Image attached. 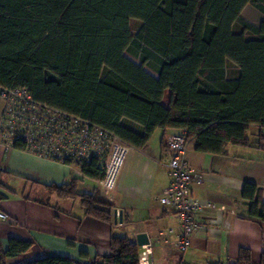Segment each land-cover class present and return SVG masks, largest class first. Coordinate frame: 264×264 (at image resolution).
Segmentation results:
<instances>
[{
  "label": "trees",
  "instance_id": "obj_1",
  "mask_svg": "<svg viewBox=\"0 0 264 264\" xmlns=\"http://www.w3.org/2000/svg\"><path fill=\"white\" fill-rule=\"evenodd\" d=\"M246 4L264 16V0H0V85L25 88L35 101L136 149L155 129L171 128L183 129L197 151L222 154L229 144L250 146V125L258 126L256 147L262 148L264 19L258 25L245 20ZM130 19L141 22L135 33ZM227 61L237 66L236 77L227 75ZM12 146L23 149L24 142ZM73 164L92 179L104 176L97 158ZM76 184L47 187L58 198L79 197L86 214L110 222L113 203L99 191L79 195ZM261 194L245 182L241 195L250 218L264 220ZM31 246L18 238L5 248L0 243V264ZM21 264L78 263L46 255ZM94 264H139L138 247L126 236H111L109 252ZM224 264L255 263L242 248ZM257 264H264V254Z\"/></svg>",
  "mask_w": 264,
  "mask_h": 264
},
{
  "label": "crops",
  "instance_id": "obj_2",
  "mask_svg": "<svg viewBox=\"0 0 264 264\" xmlns=\"http://www.w3.org/2000/svg\"><path fill=\"white\" fill-rule=\"evenodd\" d=\"M161 103L167 105L165 99ZM171 130L155 129L142 149L129 146L116 185L106 194L99 180L85 176L75 164L0 143V210L9 216L0 221V243L5 248L9 238L32 242L27 252L8 258V264L46 255L94 264L97 256L109 252L111 236H126L134 243L141 232L149 239L151 264H224L234 261L242 248L251 251L257 264L264 254V220L249 217L241 192L245 182L256 184L264 206V147H256L258 126L250 125L246 132L250 146L229 144L222 154L200 152L188 144L186 161L201 176L191 182L192 195L215 208L200 214L202 225L190 235L184 252L167 233L169 228L179 230V218L158 200L170 182L162 140ZM72 179L79 195L99 191L112 202L121 212L122 225L115 224L113 211L110 222L102 221L86 214L79 197L58 198L49 192L47 186Z\"/></svg>",
  "mask_w": 264,
  "mask_h": 264
},
{
  "label": "built area",
  "instance_id": "obj_3",
  "mask_svg": "<svg viewBox=\"0 0 264 264\" xmlns=\"http://www.w3.org/2000/svg\"><path fill=\"white\" fill-rule=\"evenodd\" d=\"M0 102V143L7 147L23 141V149L66 164L97 158L104 170L98 181L102 192L114 189L129 149L117 136L85 119L35 101L25 88L0 85ZM165 146L170 182L158 200L179 218V230L169 228L167 233L174 235L175 248L184 252L190 235L202 225L200 214L214 209L215 204L192 195L191 182L201 176L194 174L186 161L185 131L172 129L165 137ZM6 220L9 216L0 210V221ZM158 234L163 236L165 232L160 230ZM137 247L139 264H151L150 243Z\"/></svg>",
  "mask_w": 264,
  "mask_h": 264
},
{
  "label": "rangeland",
  "instance_id": "obj_4",
  "mask_svg": "<svg viewBox=\"0 0 264 264\" xmlns=\"http://www.w3.org/2000/svg\"><path fill=\"white\" fill-rule=\"evenodd\" d=\"M241 16L249 21L250 23H252L253 25H258L262 19H264V16H262L261 13H259L254 7H252L250 4H246L244 6V8L241 11ZM141 25V22L138 19H130L129 21V26H130V30L131 32L135 33L139 27ZM240 27L238 25H234V30L235 31H240ZM245 36L246 37H251V34L249 32L245 31ZM125 56L128 57L130 60H132L133 62L139 64V60L130 52H124ZM147 71H149L152 75H155V72L153 70H151L148 67H144ZM226 69H227V75L229 77H236L238 75V68L237 66L232 63L231 61H227L226 63ZM36 259V258H34Z\"/></svg>",
  "mask_w": 264,
  "mask_h": 264
},
{
  "label": "water",
  "instance_id": "obj_5",
  "mask_svg": "<svg viewBox=\"0 0 264 264\" xmlns=\"http://www.w3.org/2000/svg\"><path fill=\"white\" fill-rule=\"evenodd\" d=\"M113 220L116 223L117 221L121 222V212L119 210L114 209L113 210ZM149 243V239L147 237V234L144 232L141 233H137L135 235V241L134 244H136L137 246L139 245H144V244H148Z\"/></svg>",
  "mask_w": 264,
  "mask_h": 264
}]
</instances>
